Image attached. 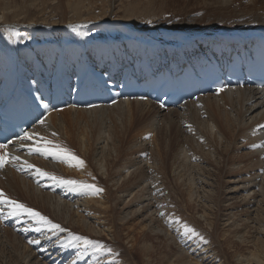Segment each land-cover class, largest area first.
<instances>
[{
	"label": "bare ground",
	"instance_id": "obj_1",
	"mask_svg": "<svg viewBox=\"0 0 264 264\" xmlns=\"http://www.w3.org/2000/svg\"><path fill=\"white\" fill-rule=\"evenodd\" d=\"M113 1L0 0V98L25 92L37 98L41 91L62 84L95 86L107 82V69L111 70L110 74L122 72L132 58L141 59L136 62L140 66L145 60L152 68L161 56L170 61L187 47L197 52L213 45L221 49L256 46L264 37V0H199L192 7L188 4L180 17H163L165 12L160 8L163 6L155 12L157 9L152 7L142 10L137 0ZM50 8L51 12L63 10L60 21L46 19ZM122 8H125V16L106 25L116 19ZM31 11L39 15L28 25L21 24L26 21L15 19L20 16L27 19ZM39 18L41 22L37 21ZM42 24H51V33L30 32ZM20 27L29 29L33 37L24 47L21 42L25 41V36L20 34ZM103 27L119 28L122 33L117 40L108 35L105 40L93 43L90 49L86 39L89 37L85 34L90 29ZM41 37H51L50 48L45 47L46 41L38 42ZM195 44L199 47H194ZM44 121L28 133H38L70 149L85 161L83 168L70 167L36 153L31 156L27 141L21 139L7 151L58 177L94 184L104 191L93 194L85 189L73 190L39 178L19 164L18 174L13 164H7L0 172V190L66 229L57 235L45 231L38 236L35 231H24L29 224L35 227L27 217L0 218V240L3 238L9 252L16 253L12 256L17 257L20 264H172L174 258L168 251L170 257L166 262V254L161 260L160 255L155 258L159 250H153L150 240L160 237L166 243L164 250L171 251L178 243L177 257L183 261L181 264H264V148L253 147L264 144V93L261 91L254 88L219 90L168 109L145 99L119 100L112 105L94 107H65L52 110ZM183 123L191 134L187 133L185 139L178 142L181 149L177 155L183 157V161L173 168L174 173L181 186L187 188V200L193 202L200 197L205 203L210 202L208 209L205 204L198 217L210 225L214 234L217 225L211 214H215V206L220 207V204L215 205V199L225 198L224 206L230 215L224 212L220 219L226 228L221 239L224 241L217 242L218 238L213 235L220 249L200 235L199 239L192 234L185 235L184 225L194 228L192 223L202 224L198 217L191 219L184 212L175 213L173 206L177 205L168 196L166 172L157 159L152 161V155H162L159 134L164 132L168 137L177 126L185 131ZM124 136L134 138L130 149L124 146ZM149 147L152 153L148 159H143L141 153L136 156L135 152ZM243 148H248L244 156L230 158L231 155H227L228 158L225 155ZM223 151H226L225 157ZM189 152H192L191 157ZM194 156L200 161L193 163ZM208 159L214 160L209 168L201 164ZM223 167L229 176L238 179L229 180L220 195L218 180ZM39 180L43 184L40 188L35 186ZM160 188L163 191L157 193ZM118 203L122 211L117 219ZM241 211L254 212L241 218L245 215ZM188 221L191 224L186 223ZM3 222L9 223L12 231L8 232L10 228L3 226ZM246 228H251L252 232L257 229V234L253 238V235H245ZM71 234L98 241L112 252L97 253L90 247L62 248L59 241L69 240ZM168 235L175 244L166 238ZM30 240L40 243L30 244ZM120 244L124 251L120 252ZM222 246L234 248L230 259L221 251ZM4 260L1 259L2 264Z\"/></svg>",
	"mask_w": 264,
	"mask_h": 264
},
{
	"label": "rangeland",
	"instance_id": "obj_2",
	"mask_svg": "<svg viewBox=\"0 0 264 264\" xmlns=\"http://www.w3.org/2000/svg\"><path fill=\"white\" fill-rule=\"evenodd\" d=\"M138 2H139V5H140V7H141V9L142 10H146L147 11V9L149 8V7H152L154 10L155 9H157V8H159L160 6H163L164 8L162 9V7H160L161 8V10L163 11V12H165V14L163 15V17L164 16H169V15H171V17H173L174 15H176V16H181V14H183V12L185 11V7L189 4L191 7L192 6H194V5H196L197 3H198V1L199 0H137ZM113 2H115V0L113 1ZM118 2V1H117ZM121 2V1H120ZM139 5H138V7H139ZM174 8V9H173ZM175 9H177V10H175ZM158 10H160V9H157V10H155V12L156 11H158ZM62 9H58V11H52L51 12V8L50 9H47V16L48 17H46V19L47 20H51V22H53V21H60L61 20V17H63V15H62ZM98 11H101V10H98L97 9V12ZM110 11V10H109ZM152 10H149V12L150 13H153V12H151ZM96 12V13H97ZM124 13H125V8H122L121 9V11H119V13H117V15H116V19H114V20H111V21H109V22H107L106 23V25H108V24H110V23H116V22H118V19H122V17L123 16H125L124 15ZM31 16H29V18H27V19H23V18H21V16L20 17H17V18H15V19H21V20H23V21H26L27 23H24V22H21V24H24V25H28L29 23L28 22H30L32 19L33 20H35L34 18H36L37 19V17H38V15H39V13H37V12H30L29 13ZM49 15H52V16H49ZM62 15V16H61ZM72 15V14H71ZM71 15H69V16H71ZM84 15H88V13H84ZM27 16V17H28ZM91 16H93L92 14H91ZM39 17H41V16H39ZM38 22H41L40 21V18H39V20H37ZM80 24H78L77 26H79ZM86 25H89V24H86ZM30 26V25H29ZM38 26V25H37ZM72 27V26H71ZM107 27V26H106ZM106 27H103L102 29H99L98 30V28H94V29H92V31H91V29H90V31H89V33H87V34H85V36H87V37H89V38H86L87 40H89V42H90V45H89V48L91 49V47L90 46H92L93 45V43L94 44H96V42H98V41H102V40H105L106 38H108V35H111V36H113V37H115L114 39H116L117 40V38L120 36V34L122 33V31L119 29V28H115V27H111V28H107L106 29ZM21 29H20V34H23L24 36H25V41H22L21 43H22V46L24 47L25 45H26V43H30L31 41H32V39H33V37L32 36H30L31 34H30V32L31 33H33L34 32V30L35 31H37V32H40L41 34H45V33H51V31H52V29H53V26L50 24H42V26H38V27H35L33 30H30V32L27 30V28H24V27H20ZM51 28V29H50ZM46 30V31H45ZM48 30H49V32H48ZM84 32H86V30L84 29L83 30ZM109 31V32H108ZM83 32V33H84ZM0 34H1V31H0ZM3 36H6V35H3ZM3 38V37H2ZM7 38V37H6ZM50 40H52L51 39V37H47V38H44V37H41V38H38V42L39 43H41V44H44V42L46 43V45H45V47L48 49V47L50 48L51 47V45H50V43H48V41H50ZM77 40V39H76ZM77 41H74V43H75V45H79V42L78 43H76ZM71 43V42H70ZM73 43V42H72ZM69 44V43H68ZM92 49H93V46H92ZM108 120V119H107ZM107 120H106V122H107ZM178 125H179V123H178ZM184 127V128H183ZM182 128L185 130V131H183L182 129H180L178 126L175 128V129H172V131H171V135H169L168 137L164 134V132H162L161 134H159V141H160V148H161V152H162V155L161 156H159V155H152V161H155L156 159H157V162H159V165H160V167L162 168V169H164V171L166 172V182L168 183V188H169V197H171L172 199V201L177 205V206H173L174 208V211H175V213L176 212H184L183 214L187 217H192L193 216V218H197L199 215H198V213H202V210H204L205 209V204H206V207L208 206V205H210V202H208L207 200H206V203L204 202V199H200V197H198V200H195V201H193V202H190V200H187V196H186V186H184V188H183V186H181V184L179 183V181L177 180V178H176V173H174V169H176V167H177V165L179 164V163H181L182 161H183V157H180V156H178L177 155V153L179 152V150L181 149V145H179L178 144V142H181L182 140H184L185 139V135L188 133V134H191V132L189 131V127H186L185 125H184V123L182 124ZM107 129V128H106ZM164 138H168V141H166V140H164ZM132 140H134V138L133 139H131L129 136H124V141H125V147L126 148H129L130 149V142L132 141ZM30 142H32V141H27V144L28 145H30ZM241 146V145H240ZM239 146V147H240ZM152 147V146H151ZM151 147H149V148H147V149H144V150H140V151H137V152H135V153H137L136 154V156H138L140 153L141 154H143L142 155V158L144 159V158H149L150 156H151V153H152V151H151ZM241 148V147H240ZM263 150V149H262ZM235 151V152H234ZM128 152V151H127ZM133 152V154L135 155V153H134V151H132ZM225 152L226 151H223V156L225 157V155H226V157H228V156H230V158H233V157H239V156H241V155H246V154H244V153H247L248 152V148H246V149H233V150H231V152H226L227 154H225ZM128 153H130V152H128ZM190 153H192V152H189L188 153V156H190L191 154ZM229 153H231V154H229ZM264 153V152H263ZM225 154V155H224ZM233 154V155H232ZM31 156H34L33 154H30ZM115 157H116V152H115ZM228 155V156H227ZM236 155V156H235ZM129 155L126 153L125 154V158H127ZM191 157V156H190ZM199 157V156H198ZM229 158V157H228ZM227 158V159H228ZM226 159V160H227ZM151 160V159H150ZM192 160V162L193 163H195V162H199L200 160L199 159H195V156H194V159L192 158L191 159ZM161 163V164H160ZM214 163V160L213 159H208V161L207 162H204V161H202V165L203 166H208V168L209 167H211L212 166V164ZM167 165V166H166ZM165 167V168H164ZM227 167V166H226ZM174 168V169H173ZM208 168L206 169V170H208ZM5 169V168H4ZM9 169H11V168H9ZM13 170L15 171V172H17L18 174H19V170H18V164L16 165V166H14L13 167ZM220 171H221V174L219 175V177H220V179L218 180L219 182V190H220V195L221 194H223V192H224V190L227 188V186L229 185V180H232V179H238L237 178V176H234V175H231V176H229L230 174H228L227 173V170L223 167V168H221L220 169ZM25 174L26 173H24L23 174V176L25 177ZM200 175H201V177H202V174H199V177H200ZM206 175L207 176H209L208 175V173H206ZM160 178H161V174H160ZM27 179H30V178H28V176H27ZM36 179L37 178H31V180H35L36 181ZM222 180H223V182H222ZM228 180V181H227ZM199 181H201V180H199ZM225 181V182H224ZM200 184H201V182H199ZM222 183V184H221ZM42 183H41V180H39V182H37V183H35V186H37V187H39L40 188V186L42 187ZM171 188H173L172 190H171ZM207 189H209V188H207ZM258 189V188H257ZM1 190H2V188H1ZM43 190H44V187H43ZM163 191V189H158L157 190V193H160V191ZM175 190V191H174ZM179 192V193H178ZM180 194V195H179ZM7 195V194H6ZM163 195H165V193H163ZM7 196H9V195H7ZM228 197H230L229 195H228ZM260 197V196H259ZM259 197H258V199H259ZM186 199V200H185ZM168 201H170V199H167ZM216 201L215 202H217V204H215V205H219L220 204V207H218V206H215V208L213 209V211H214V215H212L211 213V211L210 210H208V212L210 211V214H211V218H212V220L213 219H216V225H217V230H216V232H215V234L214 233H212V232H214V231H212L213 229H211V227H210V225H208L206 222H204L203 220H202V222H201V220H200V218H199V220H200V222H201V224L202 225H198V224H196L195 222H194V224L192 223V225H194L193 227H194V229L196 230V232L197 233H199V235L201 236V237H203V238H205V240H208V242L209 243H211V245H213V242H214V239H213V235L215 236V238H218L217 239V242L218 241H221V243H222V241H224V240H221L222 239V234L225 232V226H223L222 225V223H221V221H220V219H221V217L224 215V212L226 213V215L227 216H229L230 214H227L228 213V210L226 209V207L224 206V201H225V198L223 199V197L222 196H219L218 198H216L215 199ZM187 201V202H186ZM221 204H223V205H221ZM184 206V207H183ZM204 206V207H203ZM116 207H117V210H116V217H117V219L119 218V214H120V212L122 211L121 209V205L118 203L117 205H116ZM228 207V206H227ZM134 209V207L131 209V210H133ZM207 209H208V207H207ZM177 210V211H176ZM184 210V211H183ZM178 212V213H179ZM242 212V211H241ZM254 212V211H253ZM253 212H251V213H253ZM187 213H188V215H187ZM217 213V214H216ZM250 212H248V211H245V212H242V214H245L243 217H241V218H246V217H248L250 214H251ZM255 214V213H254ZM120 216H122V215H120ZM210 216V215H209ZM187 217V218H188ZM197 218V219H198ZM142 218H140L139 220H141ZM192 219V218H191ZM201 219H203V218H201ZM189 220V219H188ZM243 220V219H242ZM53 222V221H52ZM54 223V222H53ZM186 223H190L191 224V222L190 221H188V222H186ZM3 226H5V227H8V228H10L9 229V231L8 232H10V231H12L11 229H12V226L9 224V223H6V222H3V223H1ZM253 224H255V223H253ZM198 225V226H197ZM250 225V224H249ZM252 225V224H251ZM195 226H197V227H195ZM203 226V227H202ZM200 227H202V230L200 229ZM209 227V228H208ZM206 230V231H205ZM245 232H246V234L245 235H247V236H250V235H253L252 236V238L257 234V229L255 230V231H251V228H246L245 230H244ZM251 231V232H250ZM250 232V233H249ZM203 233V234H202ZM249 233V234H248ZM38 234V236L41 234V233H37ZM207 234V235H206ZM64 235H66V234H64ZM216 236H218V237H216ZM229 236V235H228ZM195 237L197 238V239H199V236H196L195 235ZM262 237V236H261ZM166 238H168V239H170L173 243H174V240L171 238V236H166ZM180 239H182V237L180 238ZM151 241V243H152V245H153V250L154 251H158V253L157 252H155V258H156V255L158 256V257H160V260H161V258L163 257V254H164V256L166 257V255L168 254V252H169V254L170 255H172L171 257L172 258H174L173 259V263L172 264H177V262H178V264H181V263H183V261L181 260V258H178L177 257V254H178V247H179V245H178V243H176V245H174L173 246V249L171 250V251H169V250H164L165 249V247L163 246L164 244H166L165 243V241H164V239H163V237H160L159 239H156V238H153V239H151L150 240ZM154 241V242H153ZM179 241V240H178ZM213 241V242H212ZM220 243V244H221ZM175 244V243H174ZM214 244L215 245H217V247H219L218 249H220V246L221 245H219V244H217V243H215L214 242ZM125 245H128V243H126ZM226 245V244H225ZM177 246V247H176ZM156 247V248H155ZM157 247H158V249H157ZM156 250H155V249ZM162 248V249H161ZM121 249H122V251H124V249L125 248H123V245H121L120 244V252H121ZM177 249V250H176ZM225 249V250H224ZM227 249V250H226ZM234 248H227V247H225V246H222V248H221V251L222 252H224L225 253V255H227V257H228V255H229V259H230V257H231V255H232V250H233ZM168 251V252H167ZM177 251V252H176ZM161 252V254H159ZM171 252H172V254H171ZM229 252V253H228ZM231 252V253H230ZM16 253L15 252H9V248L7 247V245H6V242L5 241H3V238L0 240V264H2V262H1V259L2 258H4L5 260V263L4 264H11V263H13V264H20V262H18L17 260H16V258H14L12 255H15ZM121 254V253H120ZM166 254V255H165ZM173 254H175V256L173 257ZM231 254V255H230ZM160 255V256H159ZM11 257V258H10ZM170 256H168L167 255V257H166V260H164L165 258H163V260H164V262H166L167 261V259L169 258ZM175 262V263H174Z\"/></svg>",
	"mask_w": 264,
	"mask_h": 264
},
{
	"label": "snow or ice",
	"instance_id": "obj_3",
	"mask_svg": "<svg viewBox=\"0 0 264 264\" xmlns=\"http://www.w3.org/2000/svg\"><path fill=\"white\" fill-rule=\"evenodd\" d=\"M197 15H202V13H197ZM148 23H151V21H148ZM221 91H223V89H221ZM40 123L44 124L45 121L41 120ZM53 135L55 136L56 133H53ZM21 140L33 141L31 145H27L30 154L36 153L46 158L51 157L57 162L68 164L70 167L83 168L85 166V161L79 156H77L70 149L62 146L61 144L56 143L54 140L40 136L38 133H25L24 136L21 137ZM24 146L25 145L21 144V147ZM8 147V144H0V168L5 167L9 163L13 164V166L19 164V166L24 170L33 171L34 174L39 178H47L56 182L58 185L71 187L73 190L85 189L92 192L93 194H98L104 191L102 188H99L94 184H87L73 179H63L42 168L36 167L35 165L29 163L27 160L22 161L20 156L11 155L7 151ZM253 147L264 148V144L253 145ZM7 217L29 218L34 223L35 227H33L32 224H29L28 227L24 229V231L31 230L37 233H43L47 231L51 232L53 235H57L60 232L66 231V229L62 228L59 224L53 223L48 217L42 215L40 212L28 207L22 202L8 197L3 190H0V218ZM184 231L185 235L192 234L199 236V233H197L194 228H191L188 225H184ZM49 239H51V237H49ZM29 243L39 244L40 241L30 240ZM59 243L62 248L83 247L87 249L90 247L97 253L112 252L111 248L107 247L104 244H101L98 241H94L75 234H71L69 240L59 241ZM78 255H82V253H78Z\"/></svg>",
	"mask_w": 264,
	"mask_h": 264
}]
</instances>
